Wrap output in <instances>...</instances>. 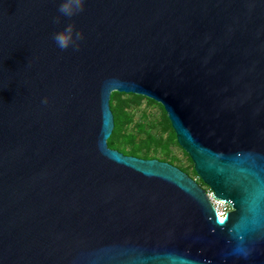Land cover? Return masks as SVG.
Segmentation results:
<instances>
[{
    "label": "water",
    "instance_id": "1",
    "mask_svg": "<svg viewBox=\"0 0 264 264\" xmlns=\"http://www.w3.org/2000/svg\"><path fill=\"white\" fill-rule=\"evenodd\" d=\"M58 7L0 0V264H264V0ZM114 92L164 107L223 221L177 166L109 148Z\"/></svg>",
    "mask_w": 264,
    "mask_h": 264
},
{
    "label": "trees",
    "instance_id": "2",
    "mask_svg": "<svg viewBox=\"0 0 264 264\" xmlns=\"http://www.w3.org/2000/svg\"><path fill=\"white\" fill-rule=\"evenodd\" d=\"M144 101L151 110L158 109L160 111L159 121L149 124V126L145 121L136 122L132 113V109L141 106ZM110 105L114 115L115 127L108 140L109 148L126 156H134L145 160L156 159L155 155L161 154L165 156L164 162L177 166L178 158L172 152V148L177 146L191 164L190 169L177 167L194 178L202 187L208 189L198 178L191 158L179 146L176 133L161 104L143 96L114 92L111 96ZM144 118L147 119L148 116L144 115ZM155 128H159L162 134H167V138H159L152 134L151 131Z\"/></svg>",
    "mask_w": 264,
    "mask_h": 264
},
{
    "label": "clouds",
    "instance_id": "3",
    "mask_svg": "<svg viewBox=\"0 0 264 264\" xmlns=\"http://www.w3.org/2000/svg\"><path fill=\"white\" fill-rule=\"evenodd\" d=\"M85 2L86 0H59V15L55 17V23H60L61 17L70 19L83 12ZM52 39L61 51L69 48L79 50L80 41L84 39V33L77 30L74 23H68L63 29L53 33ZM43 102L47 103V99L45 98Z\"/></svg>",
    "mask_w": 264,
    "mask_h": 264
},
{
    "label": "rangeland",
    "instance_id": "4",
    "mask_svg": "<svg viewBox=\"0 0 264 264\" xmlns=\"http://www.w3.org/2000/svg\"><path fill=\"white\" fill-rule=\"evenodd\" d=\"M132 113L135 117L136 122L140 123L145 121L146 124H154L159 121L160 119V111L158 109H150L147 105L146 102L144 101L141 106L139 107H134L132 109ZM144 115L148 116L147 119L144 118ZM152 134L156 135L159 138L166 139L167 134H162L159 128H155L151 131ZM172 152L175 156H177L178 161L176 162V165L181 168H188L190 169V162L188 159L183 155L182 150L179 147H173ZM157 160L163 161L165 156L161 154L155 155ZM164 162V161H163Z\"/></svg>",
    "mask_w": 264,
    "mask_h": 264
},
{
    "label": "built area",
    "instance_id": "5",
    "mask_svg": "<svg viewBox=\"0 0 264 264\" xmlns=\"http://www.w3.org/2000/svg\"><path fill=\"white\" fill-rule=\"evenodd\" d=\"M206 190L208 197L211 201V204L213 205L214 209L217 212V215L220 218H225L228 215V213L232 211L231 206L227 202L215 198L214 193L210 189H206Z\"/></svg>",
    "mask_w": 264,
    "mask_h": 264
},
{
    "label": "bare ground",
    "instance_id": "6",
    "mask_svg": "<svg viewBox=\"0 0 264 264\" xmlns=\"http://www.w3.org/2000/svg\"><path fill=\"white\" fill-rule=\"evenodd\" d=\"M220 221H223V218H220Z\"/></svg>",
    "mask_w": 264,
    "mask_h": 264
}]
</instances>
